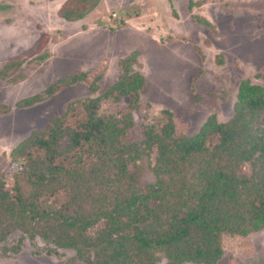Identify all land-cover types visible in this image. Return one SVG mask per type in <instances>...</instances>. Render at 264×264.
<instances>
[{
    "label": "trees",
    "instance_id": "1",
    "mask_svg": "<svg viewBox=\"0 0 264 264\" xmlns=\"http://www.w3.org/2000/svg\"><path fill=\"white\" fill-rule=\"evenodd\" d=\"M101 1L66 0L58 16L78 22ZM139 55L119 60L118 79L105 92L71 101L11 150L0 175L5 253H19L29 240L35 255L71 250L85 264H216L224 237L264 230V87L241 81L231 119L211 115L193 135L177 134L172 111H148L141 138L132 140L146 85L135 68ZM23 63L10 60L0 78L16 82ZM90 75L64 76L16 106H35L79 83L96 94L101 74ZM125 98L127 112L103 108ZM10 109L0 105V113Z\"/></svg>",
    "mask_w": 264,
    "mask_h": 264
},
{
    "label": "rangeland",
    "instance_id": "2",
    "mask_svg": "<svg viewBox=\"0 0 264 264\" xmlns=\"http://www.w3.org/2000/svg\"><path fill=\"white\" fill-rule=\"evenodd\" d=\"M65 1L0 0V69L12 59L24 60L16 82L0 78V105L11 108L0 113V175L8 172L14 147L44 129L71 101L105 92L118 79L119 60L134 51L140 52L135 68L146 85L141 107L133 111L132 140L141 138L148 111H172L177 134L193 135L211 115L222 122L231 119L241 81L264 87V0H102L73 23L58 16ZM42 54L45 60H36ZM82 71H90V79L101 74L96 94L79 83L35 106H16L58 79ZM128 103L125 98L103 108L127 112ZM243 171L249 167L243 166ZM144 180H151L148 172ZM18 237L14 235L7 247ZM222 247L223 257L216 264H264V230L224 237ZM34 250L29 240L19 253H5L0 245V264H85L71 250H62L60 257L42 251L35 255Z\"/></svg>",
    "mask_w": 264,
    "mask_h": 264
}]
</instances>
